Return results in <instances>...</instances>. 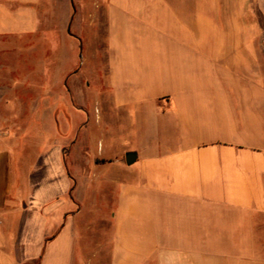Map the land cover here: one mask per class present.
<instances>
[{"label": "crops", "instance_id": "crops-1", "mask_svg": "<svg viewBox=\"0 0 264 264\" xmlns=\"http://www.w3.org/2000/svg\"><path fill=\"white\" fill-rule=\"evenodd\" d=\"M73 1L0 0L1 52L88 21L107 84L89 114L58 61L0 76L57 114L31 163L0 136V264H264V0Z\"/></svg>", "mask_w": 264, "mask_h": 264}, {"label": "rangeland", "instance_id": "rangeland-1", "mask_svg": "<svg viewBox=\"0 0 264 264\" xmlns=\"http://www.w3.org/2000/svg\"><path fill=\"white\" fill-rule=\"evenodd\" d=\"M72 6L77 15H80L79 6L72 0ZM85 12L88 14L91 10L89 5H85ZM82 16V15H81ZM75 25L64 28V34L74 35V31L78 34L79 43L68 44L58 43L57 49H51V46L44 44L42 50L35 52L34 50H23L21 43L11 40V51L3 53L0 51V76H25L30 80H41L40 76L34 75V62L36 61H58L53 69H45L47 72H53V77L61 74L67 75L71 72L75 86L74 112H105V102L103 93L107 92V84L103 74V63L100 53L103 49L102 31L89 26L88 21L82 22L79 29ZM60 41V40H59ZM69 42V41H66ZM34 45L35 42H27L25 45ZM33 47V46H32ZM21 62H25L24 68L26 72L19 68ZM2 66H10V69H2ZM13 97H25L21 102L26 109L34 108L39 101L36 102V93L26 92L23 89H16ZM19 102L11 100L9 108L4 107V103L0 102V136L5 138L13 145L16 156L26 152L28 163L33 162L36 152V144L50 143L53 135V119H56V113L51 112V102H43V108H47V112H21L19 110ZM12 106V107H11ZM18 109V111H15ZM26 144H25V143ZM22 146H20L19 145ZM26 146H25V145Z\"/></svg>", "mask_w": 264, "mask_h": 264}, {"label": "water", "instance_id": "water-1", "mask_svg": "<svg viewBox=\"0 0 264 264\" xmlns=\"http://www.w3.org/2000/svg\"><path fill=\"white\" fill-rule=\"evenodd\" d=\"M136 159V154L134 152H127L125 154V163L127 165H131L132 163H134Z\"/></svg>", "mask_w": 264, "mask_h": 264}]
</instances>
